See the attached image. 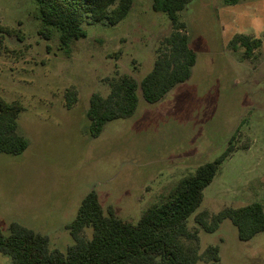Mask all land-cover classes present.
<instances>
[{"label": "rangeland", "instance_id": "1", "mask_svg": "<svg viewBox=\"0 0 264 264\" xmlns=\"http://www.w3.org/2000/svg\"><path fill=\"white\" fill-rule=\"evenodd\" d=\"M152 2L134 0L115 25L86 17V36L61 47L57 31L51 39L39 36L36 0H0V22L13 29L0 33V94L22 102L17 132L28 141L22 154L0 153V228L6 235L18 222L66 252L74 243L66 226L93 189L104 209L136 222L184 176L225 151L235 133V149L206 187L198 211L264 204V0H192L178 13L197 54L191 78L155 103L139 91L134 116L108 121L98 137L91 135L92 94L106 96L108 80L121 75L140 81L172 32L168 15ZM236 34L262 40L252 59L242 58L243 48H230ZM71 90L77 100L69 107ZM189 225L195 226L194 217ZM185 242L200 253L218 245L219 264H264V231L241 240L230 219ZM0 264H12L11 257L0 252Z\"/></svg>", "mask_w": 264, "mask_h": 264}, {"label": "trees", "instance_id": "2", "mask_svg": "<svg viewBox=\"0 0 264 264\" xmlns=\"http://www.w3.org/2000/svg\"><path fill=\"white\" fill-rule=\"evenodd\" d=\"M238 0H225L233 4ZM134 0H36L41 26V38L51 39L59 33L61 47L85 37L86 17L110 25L126 17ZM192 0H153L155 11L165 12L172 22V32L157 49L152 70L140 81L125 74L109 79L110 92L104 96L92 94L88 109L90 133L98 137L108 121L135 115L139 91L149 103L164 98L173 88L189 80L197 63V54L190 46L180 21L179 12ZM0 33L12 34L13 29L1 24ZM262 40L236 34L229 45L233 50L243 48L242 58L252 59ZM70 107L77 100V91L66 94ZM23 109L20 100L8 101L0 94V153L22 154L27 139L17 132L18 117ZM241 126H239L240 128ZM238 128V130H239ZM236 133L229 145L214 160L201 163L193 173L184 176L166 195L151 204L136 222L119 216L113 207L104 209L96 190L82 199L75 218L67 224L74 239L66 252L50 247L49 237L18 222L9 226V234L0 228V252L9 255L12 264H197L206 260L219 264L220 247L211 244L203 253L185 239L199 240V231L215 232L225 219L238 229L241 240H249L264 231V204L252 202L242 206H226L210 214L198 211L206 187L214 180L220 166L233 152ZM194 217L195 226L190 227ZM91 230L90 237L84 232Z\"/></svg>", "mask_w": 264, "mask_h": 264}]
</instances>
